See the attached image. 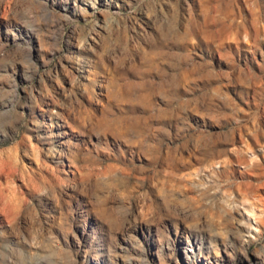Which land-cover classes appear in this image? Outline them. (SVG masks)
Instances as JSON below:
<instances>
[{
    "label": "rangeland",
    "instance_id": "obj_1",
    "mask_svg": "<svg viewBox=\"0 0 264 264\" xmlns=\"http://www.w3.org/2000/svg\"><path fill=\"white\" fill-rule=\"evenodd\" d=\"M0 264H264V0H0Z\"/></svg>",
    "mask_w": 264,
    "mask_h": 264
},
{
    "label": "bare ground",
    "instance_id": "obj_2",
    "mask_svg": "<svg viewBox=\"0 0 264 264\" xmlns=\"http://www.w3.org/2000/svg\"><path fill=\"white\" fill-rule=\"evenodd\" d=\"M1 193V192H0ZM1 211V210H0Z\"/></svg>",
    "mask_w": 264,
    "mask_h": 264
}]
</instances>
